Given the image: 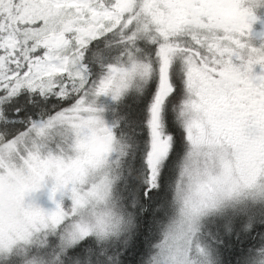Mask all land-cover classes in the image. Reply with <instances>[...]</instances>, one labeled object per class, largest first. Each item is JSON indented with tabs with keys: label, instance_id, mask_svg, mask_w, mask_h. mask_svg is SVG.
I'll return each instance as SVG.
<instances>
[{
	"label": "snow or ice",
	"instance_id": "snow-or-ice-1",
	"mask_svg": "<svg viewBox=\"0 0 264 264\" xmlns=\"http://www.w3.org/2000/svg\"><path fill=\"white\" fill-rule=\"evenodd\" d=\"M0 264H264V0H0Z\"/></svg>",
	"mask_w": 264,
	"mask_h": 264
},
{
	"label": "rangeland",
	"instance_id": "rangeland-1",
	"mask_svg": "<svg viewBox=\"0 0 264 264\" xmlns=\"http://www.w3.org/2000/svg\"><path fill=\"white\" fill-rule=\"evenodd\" d=\"M38 202L44 207L50 206V202L48 201L46 194H39L38 195Z\"/></svg>",
	"mask_w": 264,
	"mask_h": 264
}]
</instances>
